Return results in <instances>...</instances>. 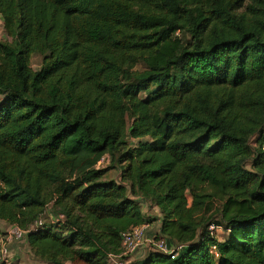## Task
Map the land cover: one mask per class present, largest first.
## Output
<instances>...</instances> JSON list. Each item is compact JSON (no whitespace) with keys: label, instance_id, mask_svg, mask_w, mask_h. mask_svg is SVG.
<instances>
[{"label":"trees","instance_id":"trees-1","mask_svg":"<svg viewBox=\"0 0 264 264\" xmlns=\"http://www.w3.org/2000/svg\"><path fill=\"white\" fill-rule=\"evenodd\" d=\"M0 14V220L64 215L29 232L34 258L107 264L148 201L156 239L183 247L141 264H264V0H0Z\"/></svg>","mask_w":264,"mask_h":264},{"label":"built area","instance_id":"built-area-1","mask_svg":"<svg viewBox=\"0 0 264 264\" xmlns=\"http://www.w3.org/2000/svg\"><path fill=\"white\" fill-rule=\"evenodd\" d=\"M108 162H111V157L105 156L103 157L97 164L98 168L104 167V165ZM46 213V212H45ZM64 215L54 216L53 222L62 221ZM1 222V220H0ZM44 216L39 220L34 222L29 229H23L17 224H9V230L4 234H0V264L7 263L12 264V249L11 244L15 241H27V237L30 231L37 230L41 227L45 226ZM150 224L149 222L143 223L139 226L134 227L128 232H125L122 235V253L115 254L110 253L108 255L107 264H126V257L133 256L139 249H141L147 242L150 240L148 238V230ZM218 227L212 225L210 230L214 232ZM159 232L155 234L154 238H151V243L155 246V249L161 251L165 254L170 255L172 258H175L180 250L182 249V245H172L167 239L159 238L156 239ZM213 250L216 251V247H213Z\"/></svg>","mask_w":264,"mask_h":264},{"label":"crops","instance_id":"crops-1","mask_svg":"<svg viewBox=\"0 0 264 264\" xmlns=\"http://www.w3.org/2000/svg\"><path fill=\"white\" fill-rule=\"evenodd\" d=\"M151 206H152V211L155 212V213H153L154 216L152 215V217L155 218L156 220L150 221L151 222V224H150L151 229L148 231V238L150 240H148V242L141 249H139V251H137V253H135V255H139V257H137L135 262L132 264H141L142 263V261L148 255V252L151 250V248H147V246L151 244V238H154L156 233L161 232V225H162L161 213L157 207H155L153 205H151ZM1 223L5 226L2 225V229H0V234L6 235V233L9 230V224L3 220L1 221ZM3 228H5V230H3ZM218 230L220 231V230H224V229L220 228ZM219 231H217V232H219ZM223 232H224V234H223L222 239L225 238L228 234L226 230H224ZM11 249L13 250L12 252L14 255L12 257V260H14V261H12V264H13V262H16L14 264H43L41 261L34 258V256L31 254V246H30L28 241H15L11 244ZM22 261H25V263H22ZM66 264H72V263L66 262Z\"/></svg>","mask_w":264,"mask_h":264},{"label":"rangeland","instance_id":"rangeland-1","mask_svg":"<svg viewBox=\"0 0 264 264\" xmlns=\"http://www.w3.org/2000/svg\"><path fill=\"white\" fill-rule=\"evenodd\" d=\"M8 36H7V33L5 31V27H4V22H3V18L0 14V41H5V40H8ZM42 65V57L40 55H35L32 59V66L34 69H40ZM137 141L133 140L132 143H136ZM257 142V137L252 139V144L255 145ZM109 165H111V162H108L104 165V167H108ZM251 164H249V168H251ZM109 175H111L112 178L116 179L118 182H121V178H120V173L119 171H117V169H111L109 171ZM142 204V208L146 214V216H150V220H156L155 218L152 217V215L154 216L153 212L152 211V206L151 204L148 202V201H145L144 203H141ZM56 214V211L54 210L52 204L48 206V209L46 210V213L44 214V219L45 221H47L48 223H52V220L54 219V216ZM149 222V221H148ZM149 224H151V222H149ZM2 223L0 222V229H2ZM5 226V225H3ZM151 229V225L149 227V230ZM220 228H217L216 230H214V233L217 235V236H220V238L223 237V234H224V230H218ZM3 230H5V228H3ZM148 230V231H149ZM219 231V232H217ZM228 233V232H227ZM228 235V234H227ZM22 244V243H21ZM147 248H151L152 250L155 249V246L153 245V243H151L150 245L147 246ZM13 251V250H12ZM28 252V251H27ZM12 255H13V252H12ZM14 256V255H13ZM137 257H139V255H133V256H127L126 257V264H132L135 262V260L137 259ZM14 261V260H11V262ZM16 263V262H13V264ZM22 263H25V261H22Z\"/></svg>","mask_w":264,"mask_h":264}]
</instances>
